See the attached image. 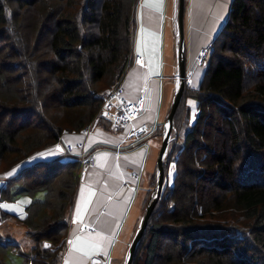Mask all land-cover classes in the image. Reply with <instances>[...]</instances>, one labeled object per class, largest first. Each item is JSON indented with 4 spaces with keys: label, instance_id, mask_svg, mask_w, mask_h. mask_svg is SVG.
Instances as JSON below:
<instances>
[{
    "label": "trees",
    "instance_id": "16d2710c",
    "mask_svg": "<svg viewBox=\"0 0 264 264\" xmlns=\"http://www.w3.org/2000/svg\"><path fill=\"white\" fill-rule=\"evenodd\" d=\"M135 2L0 0V172L89 123L129 64ZM173 127L131 264H264V0H231ZM79 168L54 157L6 179L0 202L30 198L18 219L32 244L22 252L0 234V264L17 250L25 263L58 264Z\"/></svg>",
    "mask_w": 264,
    "mask_h": 264
},
{
    "label": "crops",
    "instance_id": "0c3cea01",
    "mask_svg": "<svg viewBox=\"0 0 264 264\" xmlns=\"http://www.w3.org/2000/svg\"><path fill=\"white\" fill-rule=\"evenodd\" d=\"M145 2L136 0L133 6L130 60L121 80L123 97L135 100L141 94L145 96L142 112L124 127L105 118L111 121L109 125L97 123L87 134L82 130H64L54 144L0 172L1 187L22 166L38 160L92 157L78 177L58 264H123L144 201L153 189L162 140L157 129L163 128L177 88L178 0H148L155 7L144 6ZM230 2L184 0L183 52L191 87L199 85L204 71V66L196 63L198 51L201 47L210 48L228 15ZM186 102L195 107L194 99L187 98ZM142 124L148 126L149 132L136 141L130 132ZM42 153L48 154L38 155ZM29 200L20 195L15 201L0 202L5 205L2 210L8 213L0 217V226L10 224L2 233L18 243L22 252L28 251L32 242L22 230L16 235L11 224L18 222ZM93 244L95 248L89 247ZM18 256L22 264H31ZM10 264L14 263L10 260Z\"/></svg>",
    "mask_w": 264,
    "mask_h": 264
},
{
    "label": "water",
    "instance_id": "95a60500",
    "mask_svg": "<svg viewBox=\"0 0 264 264\" xmlns=\"http://www.w3.org/2000/svg\"><path fill=\"white\" fill-rule=\"evenodd\" d=\"M183 9H184V0H178L177 3V35H178V45L176 49L177 55V88L175 91L174 98L172 100L169 113L166 117L162 128V140L157 158V173L155 185L149 196V200L145 204L144 213L140 218L138 226L133 234V237L128 245L125 259L123 264H131L132 256L134 250L138 244V241L143 233L144 228L146 227L147 219L161 194L163 181H164V168H163V158L165 156L168 143L172 138V133L175 131L173 127V114L181 98L184 81L186 76L185 70V58H184V40H183Z\"/></svg>",
    "mask_w": 264,
    "mask_h": 264
},
{
    "label": "built area",
    "instance_id": "2783aa9c",
    "mask_svg": "<svg viewBox=\"0 0 264 264\" xmlns=\"http://www.w3.org/2000/svg\"><path fill=\"white\" fill-rule=\"evenodd\" d=\"M207 55L208 48L201 47L196 56L197 65L205 67ZM121 80L122 78L118 79L115 83H113L110 87L103 91L102 101L97 112L89 121V123H87L81 129L84 133H89V131L97 124L100 118H108L112 122L124 127L127 124L131 123V121L135 117H137L145 108L146 98L143 94L139 95L135 100L126 99L121 95ZM185 81L186 84L189 85V75L185 76ZM148 132V126L142 124L133 128L130 132V135L134 140L137 141L142 139L146 134H148ZM79 160V175H81L84 171L85 166L92 161V157H85L81 155Z\"/></svg>",
    "mask_w": 264,
    "mask_h": 264
},
{
    "label": "rangeland",
    "instance_id": "374dc122",
    "mask_svg": "<svg viewBox=\"0 0 264 264\" xmlns=\"http://www.w3.org/2000/svg\"><path fill=\"white\" fill-rule=\"evenodd\" d=\"M207 59H208V55H207V57H206V61H207ZM183 138V132H182V134L180 135V140ZM169 176L171 177L172 176V168H171V166H170V170H169ZM20 196V195H19ZM19 196H17V197H19ZM38 196H41V194L40 195H38ZM16 197V198H17ZM16 198L13 200V201H15L16 200ZM11 226H13V228L15 229V234L16 235H18L19 234V231L20 230H22L24 233H25V226L23 225V223L20 221L19 222V220H18V222H16V223H14V224H11ZM138 226V225H137ZM4 227H10V224H7V225H5L4 226V224H2L1 226H0V234L1 235H3V233H2V231H3V228ZM137 228V227H136ZM20 235V234H19ZM4 236V235H3ZM16 243V242H15ZM17 245H18V248H20V245L18 244V243H16ZM20 250L22 251V249L20 248ZM18 251V250H17ZM17 251H15V252H11L10 253V260H11V262H13L14 264H22V260H21V257L20 256H18V252Z\"/></svg>",
    "mask_w": 264,
    "mask_h": 264
},
{
    "label": "snow or ice",
    "instance_id": "6c2138e0",
    "mask_svg": "<svg viewBox=\"0 0 264 264\" xmlns=\"http://www.w3.org/2000/svg\"><path fill=\"white\" fill-rule=\"evenodd\" d=\"M144 6H146V7H155L156 5H154V4H150V3H148V0H146V2H145V5ZM139 50V49H138ZM138 63H139V61H138ZM59 150V147L57 146V151ZM48 153H42V154H38V155H40V156H44V155H47ZM51 154H54V152L53 153H51ZM13 172H15V169H13ZM12 173L10 172V173H7L6 175H11ZM0 207H5V205H0ZM69 243H73V241H69ZM46 247H47V245H45ZM89 247H91V248H95V245L93 244V245H89ZM76 250H82V249H76ZM85 254H87L86 252H85Z\"/></svg>",
    "mask_w": 264,
    "mask_h": 264
}]
</instances>
